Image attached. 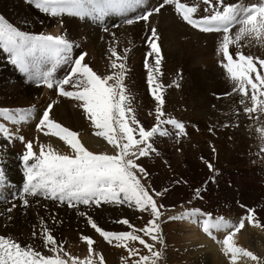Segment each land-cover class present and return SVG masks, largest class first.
Listing matches in <instances>:
<instances>
[{
	"label": "snow or ice",
	"instance_id": "6c2138e0",
	"mask_svg": "<svg viewBox=\"0 0 264 264\" xmlns=\"http://www.w3.org/2000/svg\"><path fill=\"white\" fill-rule=\"evenodd\" d=\"M26 2L52 17L68 15L97 20L113 13L126 15L140 8L139 14L124 19L123 22L127 25L139 22L150 25L151 17L160 14L166 6L174 5L176 14L188 25L202 33L222 34L217 54L223 56L220 64L233 82L231 91L223 95H239V104L243 106V112L250 120L258 121L264 115V59L245 54L242 50L252 42L264 45V0L248 4L226 0H200L205 5L203 9L200 8V3L189 5L181 0H161L155 6L143 7L144 0ZM104 31L109 30L105 28ZM148 32L146 43L150 51L147 57H152L154 63L150 65L146 57L145 68L148 69L147 83L156 104V122L150 128H146L136 117L131 103L133 98L124 83L128 72L127 53L130 49L125 48L124 55L121 56L110 45L111 72L98 74L85 62L86 52L73 56L74 49L79 45L66 35L31 33L0 15V48L10 54L12 63L30 80H36L48 89L57 90L60 97L79 102L78 106L97 129L94 135L102 137L112 148L111 153L89 150L80 140L78 132L52 118L50 113L55 102L48 104L43 110L36 130L45 136L58 137L70 147L71 154L58 152L51 144L42 143L39 144L37 152L34 150L33 140H27L23 134L9 128L5 123H0V136L6 141L18 140L24 143L26 149L18 157L23 166L24 179L19 194H13V201L19 200V206L27 209L30 207V198H37L36 203H39L38 198H43L74 210L108 244L127 250L128 255L121 257L126 264L130 260L131 264H158L164 255L165 241L162 239L161 227L164 205L158 203V198L168 190L152 189L148 170L140 162L141 158L159 154L154 147V138L175 135L179 139L186 135L182 121L166 117L162 91L164 86L158 82V76L162 74L160 68L163 59L160 36L156 27H149ZM112 35L115 36V33ZM230 45H235V58L230 52ZM43 65H48L46 71H41ZM58 65L68 66L67 72L60 79L54 75ZM33 112L34 108L0 107V117L13 125L27 122L32 118ZM170 129H175V132ZM256 132L264 138V126L257 127ZM36 139L38 142L39 138ZM215 151L213 147V152ZM259 155L264 156V147L260 148ZM207 167L210 171L215 170L211 162H207ZM7 180L3 160L0 158V186L5 185ZM206 190L205 188L204 191ZM195 195L198 199L203 198L199 188L195 190ZM105 205L126 206L148 214L150 219L140 228H136L127 218L118 219L114 223L126 225L129 230L107 231L88 212V209H99ZM16 207L17 203L13 202L6 210L7 213L11 214ZM8 219H12L11 215H8ZM167 219H191L201 224L202 230L209 236H213L214 231H226L224 239L217 242L223 245L222 252L229 264H238L242 259L264 264V258L238 246L234 240L236 234L245 229L246 221L254 227L264 228V224L257 219L256 208H247L246 215L241 216L237 222L225 217L213 218L212 213L199 208L188 209L179 216H168ZM52 222L55 224L60 221L53 215ZM32 237L38 238L40 245L22 244L10 235L0 234V264H94L95 240L89 235L81 234L80 237L86 242L88 251L83 259L71 255L64 248L65 242L56 239L53 229L43 218L39 230L34 228ZM213 238L215 239L214 236ZM137 242L148 250V254L141 255L140 248L131 246ZM157 244L160 248L156 247ZM98 257L99 264H105L103 254H98ZM132 257L137 258L132 260Z\"/></svg>",
	"mask_w": 264,
	"mask_h": 264
},
{
	"label": "rangeland",
	"instance_id": "374dc122",
	"mask_svg": "<svg viewBox=\"0 0 264 264\" xmlns=\"http://www.w3.org/2000/svg\"><path fill=\"white\" fill-rule=\"evenodd\" d=\"M23 1L27 4L26 0ZM190 1L195 2V0ZM151 2L155 3L156 0H151ZM198 2L200 0H197L195 4ZM236 2H243L245 4L254 3L253 0H237ZM147 3L144 0L145 6H147ZM200 6L203 7L205 5L200 3ZM139 10L140 8H137L135 12L139 14ZM162 12L170 16H173L172 13H174V16H176L175 10L171 11L169 7H166L160 14L150 18L152 20L150 26L144 22L133 25L125 24L123 22L124 19L131 17L127 14L119 15L113 13L100 20L91 17L80 18L73 16L77 20L76 25L78 28L76 26V30L70 33V29L66 27V32L63 31L62 35H66L68 39L73 40L75 44L79 45V47L74 49V53L79 55L81 52H86L85 62L94 71L102 75L110 74L111 72L109 60L111 52L109 45L115 47L121 56L124 55L123 49H130L127 53L126 67L128 72L124 83L133 98L131 103L135 109L136 117L146 128H150L156 122V104L151 96L150 87L147 83L148 69L145 68V59L150 51V47L146 43V38L149 35V27L154 26L157 28L163 56L160 68L162 74L158 76V82L164 86L162 89L165 97L164 111L166 117L182 121L186 129V135H182L179 139L175 135L154 138V147L159 154L152 155L149 158H141L140 161L148 170L149 183L152 189L155 191L168 190L158 198V203L164 205V215L161 218L163 223L161 227L163 231L162 239L165 241L163 248L164 255L158 261V264H207L203 261L200 262L201 260L198 261L199 259L196 260L197 255H191L185 247H182L183 240H185L183 235L186 232L184 226L187 221L192 222L193 220H168L167 217L179 216L182 212L191 208H199L204 212H210L213 218L217 216L231 217L237 215L241 217L246 215L247 208H256L257 218L264 224V174L263 177L259 174L264 169V156L259 155L260 148L264 147V143L258 144L259 146L256 147L257 144L250 138L252 133H257L255 132L257 127L264 126V115H261L258 121L250 120L243 112V106L239 104V95L234 94L227 97L223 95L224 93L230 92L233 87V82L229 79L220 64V61L224 58L220 55L221 58L218 60H214L211 63L207 61V55H214L218 45L215 46L210 43L207 45L206 43L203 46L204 48H202V45L200 47L195 45L189 46L183 40H179V36L177 35L178 37H176L173 30L169 32L165 28L166 25L162 21L165 16ZM103 20L104 23H102ZM27 24H30V22ZM103 24H108L106 27L109 30L108 32L104 31ZM121 32H124L126 37L128 36L125 40L122 38L123 35L120 34ZM33 33H38V30L33 29ZM112 33H115V36ZM73 34H76V36L74 37ZM220 38L221 36L215 38V41L219 42ZM252 44H255V42H252ZM101 46L102 51L100 50ZM231 46L230 52L235 58V45ZM0 50L2 51V48ZM242 50L245 54H252L250 53L251 44ZM4 53L2 59L0 56V62L4 59L2 63L6 65L4 67L9 69L8 73L2 74L0 67V73L3 79L9 78L6 81L12 82L13 84L16 82L23 83V81L19 80V75L17 77L14 74L12 75L14 71L12 67L18 70L24 77L27 75L20 71L17 65L11 63L8 52L5 51ZM259 57L264 59L261 55ZM147 59L150 65L154 63L152 57H147ZM66 68H68L67 65H62L61 74L57 79L64 76L68 70ZM1 79L0 77V86ZM27 80L31 83L36 81L30 80L28 76ZM177 84L179 85L178 87L176 86ZM53 93L51 94L52 96L50 95L52 98H48L43 102L37 101L36 103H32V106L27 105L28 107L18 106L25 105L18 101L19 95L14 94L15 99L14 102L11 100V103V97L6 100V97L0 95V107L7 103L4 106L11 109H16L15 107L17 106V108L25 109L34 108L33 116L29 120L33 124H37L39 115H42L43 110L47 108L48 104L55 102L53 103L55 107L60 104L61 99H57V96H55L58 92ZM217 97L220 98L218 99ZM62 98L66 99L65 97ZM70 101L73 100L70 99ZM248 106L251 105L249 104ZM78 112L80 113L83 124L95 129L84 110L79 107ZM150 112L152 115H149ZM50 115L58 122V119L53 117L52 113ZM74 122L76 123L75 120ZM74 122H72L73 125H75ZM226 124L230 126L225 127L224 125ZM170 130L175 132V129ZM206 131L210 132L207 133ZM239 137H241V140L238 139ZM213 147L216 150L215 153L213 152ZM207 162L213 163L214 171L209 170ZM260 168L261 170H259ZM262 173H264V170ZM197 188L201 189L202 199L196 198L195 190ZM205 188L207 189L206 191H204ZM241 193L248 195L241 196V199ZM244 197H247L249 202ZM260 198L262 199L260 200ZM253 202L254 204H252ZM257 203L258 205H256ZM241 205L246 207H241ZM149 219L150 217L143 221L142 216L136 214L130 222L136 228H140ZM182 221L186 222H184L185 225L181 224ZM188 225L193 224L190 223ZM195 226L200 227L202 230L201 224L196 223ZM145 239L148 238L145 237ZM149 242L151 241L149 240ZM101 243L108 244L104 239ZM99 245L102 250L103 245ZM239 246L249 251L252 250L251 247L241 242ZM156 247L160 248V245L157 244ZM138 248H140L141 255L148 254V250L143 248V246H139ZM124 251L126 254L121 252L119 256L113 257V264H126L121 259V257L128 255L127 250ZM45 254L51 253L45 252ZM136 258L132 257L131 259L134 260ZM127 264H131V260Z\"/></svg>",
	"mask_w": 264,
	"mask_h": 264
},
{
	"label": "bare ground",
	"instance_id": "6f19581e",
	"mask_svg": "<svg viewBox=\"0 0 264 264\" xmlns=\"http://www.w3.org/2000/svg\"><path fill=\"white\" fill-rule=\"evenodd\" d=\"M146 1L148 2L147 6H150L153 4L151 0H146ZM196 1L197 0H195V2ZM236 1L237 0H234V1L226 0V2H236ZM253 1L255 2L256 0H253ZM188 2L191 3L192 5L195 4V2H192V1H188ZM204 7L205 6L203 7L200 6L201 9H203ZM0 14L5 16L9 22L20 27L22 30L29 31L31 33H33V29H36L38 30V33L62 35L63 31L66 32L65 31L66 27H68L70 29L69 30L70 33H72V31L76 30V26H77L76 25L77 20L73 18V16L64 15L63 17H52L36 9L33 5L28 4V3L26 4L25 1L23 0H0ZM172 14L173 16H170L168 14H163L165 18L163 17L164 20L162 21H163V24L166 25L165 28H167L169 32L173 30L175 36L176 37L179 36L178 37L179 40L181 41L183 40L189 46L195 45V46L200 47L202 45V48H204L203 46H205L206 43L207 45L208 43L215 45V46L219 45V42L218 41L216 42L215 38L222 36V34L202 33L199 30L194 29L193 27L188 25L186 22H184L182 18L178 14H176V12H175L176 16H174V13ZM28 22H30V24H27ZM102 23H104V20ZM233 32H235V29H233ZM120 34L123 35L122 38H124V40L125 38L128 37L124 35L125 34L124 32H121ZM73 36L75 37L76 34L75 35L73 34ZM101 39H104V38H101ZM102 46L100 48L101 51H102ZM230 47L232 48L231 45ZM4 52L5 51L3 49L0 52L1 59L3 55L5 54ZM250 53H252L255 56L261 55L262 57H264V45H258L256 43L251 44ZM207 57H208L207 61L210 63L214 60H218L221 58L220 55L217 54V50L214 55L208 54ZM2 61L0 62L1 73L6 74L8 73L9 68L7 69L6 67H4L6 65H4ZM47 67L48 65H43L41 71H46ZM61 67L62 65L57 66V70L54 73L56 78H59L61 74ZM12 69L14 70L13 73L11 72L12 75L14 74L16 77L17 75H19L20 76L19 80L23 81V83L16 82L15 84H13L11 82L12 83L11 84L9 81H6L9 78L3 79L2 74L0 73V77L2 78L1 86H0V95L6 97V100L10 99L11 97L10 103H11V100H13L12 102H14V99H15L14 94L19 95L18 101L25 104V105H18V106H27V105H31L32 103H36L37 101L43 102L48 98H52L51 94L55 92L53 91V89H48L42 83H39L37 81L31 83L27 80V76L24 77L14 67H12ZM15 91L17 92L15 93ZM53 94H56V93H53ZM55 96H57V99H61V102L59 105H56V107L55 105L53 106V109L51 111V113L53 114V117L57 118L58 122L61 123L62 125H65L71 130L78 132L80 140L82 141V143H84V145L87 148H89V150L94 151V152L111 153L112 148L107 143V141L104 140L102 137H97L94 135L97 129H92L91 127H87L85 126V124H83L80 113L78 112L79 102L75 100L70 101L69 98L64 99L60 97L58 94ZM4 105L2 107H5ZM74 120L76 121V123L74 122ZM72 122H74L75 125H73ZM0 123H5L6 126H8L9 128H12L13 130L18 131L20 134H23L27 140H33L34 150L37 152L39 151V144L42 143L45 145L51 144L53 148L58 152L71 154L70 147L67 146L63 141H61L58 137L45 136L42 133L38 132L36 130V124H33L30 120L22 123L21 125H13L10 121H5L4 118L2 117L0 119ZM206 132L209 133L210 131L209 132L206 131ZM37 137L39 138L38 142L36 139ZM250 138H252L253 141H255V143L257 144L256 147L259 146L258 144L264 143V138H262L259 134L257 135V133H252L250 135ZM238 139L241 140V137H239ZM243 149H244V146H243ZM25 150L26 149H25L24 143L18 140L6 141L2 136H0V158H2L3 160V166L5 167L6 176L8 178L7 183L3 186H0V234L10 235L18 239L22 244L32 243L35 245H40V240L38 238L34 239L32 237V233H33L34 228L37 231L39 230L40 221H41V218H43L45 221H47L48 226L53 229V233L56 239L58 241H64L65 242L64 248L67 251H69V253L73 256H79L80 258L83 259L84 257L88 255L86 242H83L80 239L81 234L89 235L95 240V244L93 245L94 264H99L98 254H101V253L104 256L105 264H113V261H114L113 257L119 256L121 252L126 254V252L124 251L125 249L123 248L114 247L113 245L101 243V241L103 240V237H101L99 233H97L94 229H92L87 224L84 218L79 217L75 213L74 210L66 206H61L53 201L45 200L43 198H38L39 203H36L37 198H30V207L27 209H24L23 207L19 206V200L13 201V194L18 195L23 185L24 171H23V166L21 162L19 161L18 157ZM259 170H261V168ZM262 171H260L259 174H261L263 177L264 173H262ZM247 195L248 194L244 195L241 193L240 198L242 199L241 196H247ZM169 196H170V193H169ZM244 198L245 200H247V202H249V199H247V197H244ZM261 199L262 198H260V200ZM13 202L17 203L18 207H16L12 211V213L9 214L7 213L6 210L9 207H11ZM252 204H254V202ZM256 205H258V203ZM88 212L89 214L93 215V218L97 221V223L107 231H126L128 229L126 225L114 223V221L118 219L127 218L129 219V221H132L136 214L141 215L143 221L150 217L148 214L141 213L137 210L129 209L126 206L105 205L99 209H95V208L88 209ZM8 215H11L12 217L11 220L8 219ZM53 215H55L58 218V221L60 222L53 224L52 222ZM217 217H214V218H217ZM225 218L230 219L233 222H237L240 217H238L237 215V216H231V217L226 216ZM184 222L185 221H182L181 224H184ZM187 223L188 224L191 223L193 225H188ZM187 223L186 225L184 224L186 232L183 235V238L185 240H183L184 245L182 244V247H185L191 255L193 256L194 254L195 256L197 255L199 258L197 257L196 260L199 259L198 261L201 260L200 262L203 261V262H206L207 264H229L228 259L224 256L222 252L223 245L217 242V241H222L224 239V237L227 235L226 231L224 230L214 231L213 232V236L215 237L214 239L213 236H209L204 231H202L200 227L195 226L196 222L187 221ZM245 223H246L245 229L241 230V232L237 233L236 236L234 237L235 242L237 243L238 246L240 242L242 244L248 245L249 247L252 248L251 250L252 252H254L256 255L260 256L261 258H264V228L254 227L252 225H249L247 221ZM260 223L263 224L261 221ZM99 244L103 245L102 250ZM133 245H135L136 247L140 246L138 242L135 244H132L131 246ZM238 264H255V262L242 259L238 261Z\"/></svg>",
	"mask_w": 264,
	"mask_h": 264
}]
</instances>
